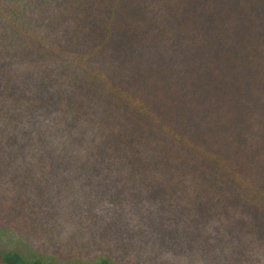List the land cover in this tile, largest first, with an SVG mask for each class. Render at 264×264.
I'll return each instance as SVG.
<instances>
[{"label": "trees", "instance_id": "16d2710c", "mask_svg": "<svg viewBox=\"0 0 264 264\" xmlns=\"http://www.w3.org/2000/svg\"><path fill=\"white\" fill-rule=\"evenodd\" d=\"M0 264H264V0H0Z\"/></svg>", "mask_w": 264, "mask_h": 264}, {"label": "rangeland", "instance_id": "374dc122", "mask_svg": "<svg viewBox=\"0 0 264 264\" xmlns=\"http://www.w3.org/2000/svg\"><path fill=\"white\" fill-rule=\"evenodd\" d=\"M2 250H14L27 258L39 255L45 259H50L48 255L44 254L37 248L33 239L20 237L18 235L3 237V239L0 240V251Z\"/></svg>", "mask_w": 264, "mask_h": 264}]
</instances>
